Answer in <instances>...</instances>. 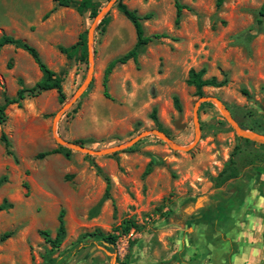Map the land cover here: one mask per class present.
Segmentation results:
<instances>
[{"label":"rangeland","instance_id":"1","mask_svg":"<svg viewBox=\"0 0 264 264\" xmlns=\"http://www.w3.org/2000/svg\"><path fill=\"white\" fill-rule=\"evenodd\" d=\"M120 1L140 15L150 14L141 20L145 35L165 36L145 44L136 63L116 64L104 97L105 64L135 41L131 23L114 3L104 14L107 22L101 26L99 19L93 28L92 79L58 117L57 136L93 149L112 146L156 128L149 116L154 109L165 135L187 145L194 136L198 96L185 83L186 73L201 67L202 78L223 81L203 86L202 95L221 100L237 123L264 131V16L258 14L263 0H222L218 7L215 0H178L187 8L177 24L173 0ZM92 2L99 11L108 0ZM93 19L89 10L78 13L52 0H0V35L35 47L61 77L64 93L63 102L49 89L5 108L0 133L11 154L0 141V202L7 204L0 210V234H12L0 241V264H109L111 253L115 264H264V146L236 136L212 102L198 106L199 137L186 151L148 134L110 154L67 148V156L36 157L59 146L52 118L88 67L87 52L85 60L68 59L58 46L71 45L82 32L86 45ZM39 77L25 51L0 47V102L3 94L13 96ZM176 120L183 125L174 126ZM232 152L237 175L214 187ZM59 209L65 233L52 246L39 231L54 236ZM131 220L135 226L124 232ZM95 230L113 235L114 244L90 235Z\"/></svg>","mask_w":264,"mask_h":264},{"label":"trees","instance_id":"2","mask_svg":"<svg viewBox=\"0 0 264 264\" xmlns=\"http://www.w3.org/2000/svg\"><path fill=\"white\" fill-rule=\"evenodd\" d=\"M56 5L60 7H72L74 8L78 13H81L85 10H89V14L93 17L96 15L98 9L95 6V4L92 2V0H52ZM222 0H215V6L218 7L221 4ZM173 5L175 8L174 13V24L178 23L180 11L183 8H187L185 5L181 4L178 0H173ZM116 9L131 23L135 35V41L133 45L124 53L121 55H118L112 59H110L104 66L102 71V78H101V87H102V95L106 98L109 97L107 91H106V82H107V76L111 72L112 68L116 64H123L127 60H132L133 63L137 62V56L142 51V48L145 44L150 42L152 39H156L159 37H164V33H153L151 35H145L143 31V26L141 23L142 19L149 18L150 14L145 13L143 15H140L136 12L135 9H130L127 7L126 4L122 3L120 0H116L115 2ZM259 16H264V0L261 3L259 9H258ZM48 15V12H46L43 17H46ZM257 22H260V18H257ZM107 22V17L103 16L100 19L99 25H104V23ZM4 45H12L15 48H19L23 51H25L32 59V61L35 63L37 69L40 72V77L36 81L33 82L30 86H24L20 85L19 88L15 91L13 96H7L5 94L2 95V100L0 102V124H2L6 119L5 114V108L9 104H15L17 106L20 105V102L25 99L26 97H33L44 90L53 89L55 90L57 94V98L59 102L64 101V93L62 91L61 86V77L56 74L53 70H51L46 64L41 60L38 51L27 43L25 40L21 38H15L10 35H6L4 33H1L0 35V47ZM58 50L65 55L66 58L70 59L74 56H78L80 59L85 60L86 58V45H85V32H82L78 35L77 40L72 43L69 46H58ZM204 68L201 67L197 70H194L192 68H189L186 73V79L185 83L188 85H192L194 87L195 94L197 96L202 95V87L203 86H213L218 87L223 84V81H216L215 77L211 76L209 78H202V75L204 73ZM20 82V80H19ZM172 103L176 110L180 109L178 98L176 96H172ZM150 118L151 120L156 124V129L162 131L164 134L165 132L160 128L158 125L157 119L155 117L154 109L150 112ZM239 124V123H238ZM240 126L248 129L255 130L260 133H264L263 130L258 128H252V127H245L241 124ZM243 141L249 142V140L242 138ZM0 141L3 143L4 149L6 153L11 154L9 150V142L7 140L6 135L1 132L0 133ZM78 144L83 145L80 141H72ZM260 146H264L262 144H259ZM69 149L59 145L57 148L42 151L36 154L37 158H42L43 156L55 153V152H62L65 156L68 155ZM147 170H145L144 173H146ZM237 175V166L235 163V160L233 159V152L229 155L228 160L226 164L220 169V171L216 174L214 178L213 185L214 187L221 186L224 182H226L229 179L234 178ZM4 181L3 177H0V184ZM108 188L109 183L106 179L104 194L108 195ZM7 204H5L4 199L0 202V210L5 209ZM57 226L54 232V236L50 237L48 231L46 230H40L39 233L43 236V239L45 242H48L52 246H56L61 239L64 236L65 229H64V223H63V210L59 209L57 216H56ZM135 223L131 220L128 222V224L123 226V231H127L130 227H134ZM12 234L11 231L6 230L3 231L0 234V241L6 239ZM90 235H96L101 240L107 242L108 244L113 245L114 244V236L111 234H105L99 230H95Z\"/></svg>","mask_w":264,"mask_h":264},{"label":"water","instance_id":"3","mask_svg":"<svg viewBox=\"0 0 264 264\" xmlns=\"http://www.w3.org/2000/svg\"><path fill=\"white\" fill-rule=\"evenodd\" d=\"M116 2V0H108V2L101 7V9L96 13L94 16V19L92 23L90 24L89 28L87 29V34H86V52H87V62H88V67H87V72L85 74V77L83 81L77 86L75 92L73 93L72 97L65 102L62 106L59 107V109L55 112L53 118H52V123H51V132L53 135V138L55 142L61 146H64L66 148L82 152L84 154L92 155V156H99V155H104V154H110L112 152L122 150L126 147L131 146L135 142H137L139 139L142 137L148 135V134H153L163 140L170 148L172 149H180V150H188L191 148L195 142L198 140L199 137V126L197 122V108L198 106L203 103V102H212L224 120L228 123V125L232 128L233 132L235 133L236 136L240 138H244L247 140H250L252 142H256L258 144H264V133L257 132L252 129H247L242 126H240L234 118L231 116L225 105L221 100L218 98L211 96V95H201L198 96L193 104L192 108V115H193V130H194V136L192 141L187 144V145H180L174 141H172L170 138H168L162 131L156 129V128H151L149 130H142L129 138L128 140L115 144L112 146L104 147V148H99V149H93L86 147L84 145L65 140L60 138L59 136L56 135L55 133V125L58 117L62 114V112L67 109L68 107L71 106V104L84 92V90L87 88L88 84L90 83L92 79V73H93V63H92V32L93 28L95 26L96 21L101 19L104 14L107 12V10ZM182 126L183 124H179L178 120L174 122V126ZM101 250L104 252L108 253L107 251L104 250L103 247H100ZM111 260L109 264H115V254L111 253Z\"/></svg>","mask_w":264,"mask_h":264},{"label":"crops","instance_id":"4","mask_svg":"<svg viewBox=\"0 0 264 264\" xmlns=\"http://www.w3.org/2000/svg\"><path fill=\"white\" fill-rule=\"evenodd\" d=\"M128 61V60H127ZM132 61V60H131Z\"/></svg>","mask_w":264,"mask_h":264},{"label":"bare ground","instance_id":"5","mask_svg":"<svg viewBox=\"0 0 264 264\" xmlns=\"http://www.w3.org/2000/svg\"><path fill=\"white\" fill-rule=\"evenodd\" d=\"M179 123V122H178Z\"/></svg>","mask_w":264,"mask_h":264}]
</instances>
